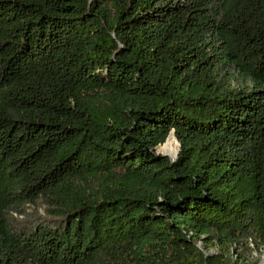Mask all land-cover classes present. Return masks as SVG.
Listing matches in <instances>:
<instances>
[{
	"label": "trees",
	"instance_id": "obj_1",
	"mask_svg": "<svg viewBox=\"0 0 264 264\" xmlns=\"http://www.w3.org/2000/svg\"><path fill=\"white\" fill-rule=\"evenodd\" d=\"M263 253L264 0H0V264Z\"/></svg>",
	"mask_w": 264,
	"mask_h": 264
},
{
	"label": "water",
	"instance_id": "obj_2",
	"mask_svg": "<svg viewBox=\"0 0 264 264\" xmlns=\"http://www.w3.org/2000/svg\"><path fill=\"white\" fill-rule=\"evenodd\" d=\"M171 134H173V135L176 137V133H175V130H174V129L169 133L168 137H169ZM168 137H167V139H168ZM167 139H166V140H167ZM176 139H177V137H176ZM177 140H178V139H177ZM178 143H179V149H178L177 153L174 154V155H172V154H165V153H161L160 151H158L159 146H161L163 143L157 145V146L154 148V151H155V153H156L157 155L167 156L172 162H175L176 159H177V157H178V154H179V152H180V150H181V143H180L179 140H178ZM209 255H210V253H207V252H206V256H209ZM260 264H264V258L262 259V261L260 262Z\"/></svg>",
	"mask_w": 264,
	"mask_h": 264
},
{
	"label": "rangeland",
	"instance_id": "obj_3",
	"mask_svg": "<svg viewBox=\"0 0 264 264\" xmlns=\"http://www.w3.org/2000/svg\"><path fill=\"white\" fill-rule=\"evenodd\" d=\"M198 246H199L202 250H206V249H207L206 245H204V243L201 242V241H198ZM207 253H210V255H214L215 253H217V250H216L215 248H210L209 250H207ZM210 255H209V256H210ZM254 255L257 256L258 254L255 253ZM263 258H264V253H263V255H262V259H263ZM262 259H261V261H262ZM261 261H260V262H261Z\"/></svg>",
	"mask_w": 264,
	"mask_h": 264
},
{
	"label": "bare ground",
	"instance_id": "obj_4",
	"mask_svg": "<svg viewBox=\"0 0 264 264\" xmlns=\"http://www.w3.org/2000/svg\"><path fill=\"white\" fill-rule=\"evenodd\" d=\"M171 135H172V134H171ZM171 135H170V136H171ZM170 136H169V137H170ZM169 137H168V138H169ZM161 146H162V145H161ZM161 146H159L158 151H160V147H161ZM161 153H162V152H161Z\"/></svg>",
	"mask_w": 264,
	"mask_h": 264
}]
</instances>
